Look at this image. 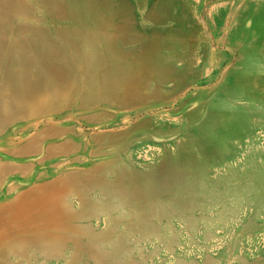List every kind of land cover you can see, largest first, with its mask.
I'll use <instances>...</instances> for the list:
<instances>
[{
    "label": "rangeland",
    "instance_id": "1",
    "mask_svg": "<svg viewBox=\"0 0 264 264\" xmlns=\"http://www.w3.org/2000/svg\"><path fill=\"white\" fill-rule=\"evenodd\" d=\"M0 264H264V0H0Z\"/></svg>",
    "mask_w": 264,
    "mask_h": 264
}]
</instances>
